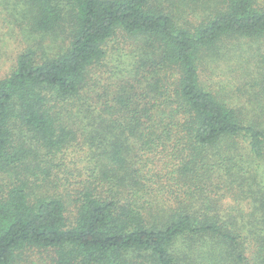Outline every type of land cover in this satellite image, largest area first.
Instances as JSON below:
<instances>
[{"label": "trees", "instance_id": "trees-1", "mask_svg": "<svg viewBox=\"0 0 264 264\" xmlns=\"http://www.w3.org/2000/svg\"><path fill=\"white\" fill-rule=\"evenodd\" d=\"M1 1L0 264H264V0Z\"/></svg>", "mask_w": 264, "mask_h": 264}, {"label": "rangeland", "instance_id": "rangeland-1", "mask_svg": "<svg viewBox=\"0 0 264 264\" xmlns=\"http://www.w3.org/2000/svg\"><path fill=\"white\" fill-rule=\"evenodd\" d=\"M2 3L3 2L0 0V77H3L10 72L12 65L15 62L17 53L26 46L29 37L34 38L35 36H37L36 35L37 33L35 32L32 33L26 32L25 33L27 37V42H26V40L23 38L22 31H20V29L16 25L8 21L9 19V16L7 15L8 11L7 8L4 6V4ZM117 37L118 39H122L121 34H118ZM113 44L114 42L112 40L111 42H109L108 47H106L108 50V54H110L113 51L112 47H110ZM128 44L129 42H126L125 44L121 45L122 48L121 47L120 49L115 48L117 50L115 51V54H118L119 56L123 49H125V52L127 53L129 51ZM106 67H110V65H107ZM33 252H34L33 259H35L36 257H38V253L36 250H33Z\"/></svg>", "mask_w": 264, "mask_h": 264}]
</instances>
